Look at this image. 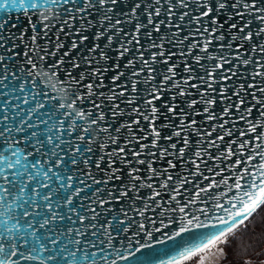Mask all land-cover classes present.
<instances>
[{
  "label": "snow or ice",
  "instance_id": "1",
  "mask_svg": "<svg viewBox=\"0 0 264 264\" xmlns=\"http://www.w3.org/2000/svg\"><path fill=\"white\" fill-rule=\"evenodd\" d=\"M0 98V264H247L264 0H0Z\"/></svg>",
  "mask_w": 264,
  "mask_h": 264
},
{
  "label": "water",
  "instance_id": "2",
  "mask_svg": "<svg viewBox=\"0 0 264 264\" xmlns=\"http://www.w3.org/2000/svg\"><path fill=\"white\" fill-rule=\"evenodd\" d=\"M12 18L15 21L16 17L18 14L16 13H12ZM22 18V17H21ZM3 99L4 98H0V104L3 103ZM11 103V101H10ZM35 101L30 102L29 106H34ZM50 108V105H45V109H41L40 111H46L47 109ZM9 111H11V109H9ZM4 115L3 111L0 110V116ZM35 115V114H34ZM31 122V120L29 121ZM3 122H0V130L3 129ZM241 127H243V124L240 125ZM40 127H43V125H41ZM17 138H19L20 135L22 134H16ZM28 150H31V148H29ZM35 158V154L34 157L32 158L34 160ZM207 174V173H205ZM219 179V178H217ZM208 182H204L201 187H206ZM189 188H191V186H189ZM228 192V188L224 187L223 185H221L220 188L217 189H213L211 196H209V194H204V196L206 197L205 199L200 200L197 204L193 205L191 210L192 211H197V209L201 208V207H205L206 205L211 206L213 203L215 202H224L226 201L229 197L228 196H224L223 199L221 200L220 197L222 195V193H227ZM193 196H195V193H192ZM213 197H215L216 199H213ZM165 199H167V196L164 197ZM187 199V196L183 197L182 200ZM223 213H220L218 211H214L213 215H222ZM148 215L151 216H155L154 213L149 212ZM177 219L179 220V217L181 214L177 213ZM158 218V217H157ZM156 226H159L158 224ZM179 226V225H176ZM38 231L42 232L43 230H39ZM131 234V232L129 233V235ZM54 238V237H53ZM143 242V240L141 241ZM178 243V241L173 242V243H168L165 245H161V246H155L151 249H144L141 251V253H138L136 258L130 259L129 261H118L117 264H136L137 261H149L152 260L153 258L157 257L158 255H160V257H157V259H166L167 257L162 256L165 252H168V255H174L175 254V249H173L175 247V244ZM59 245V242L57 244V247ZM179 246H183L182 244ZM102 247V245L100 246ZM89 252H91V250H89ZM51 253H45V255H50ZM79 255V253H78ZM97 255H101L100 253H97ZM89 258L91 259V256H89ZM111 258V257H110ZM27 264H38V262H27ZM48 264H61L59 258L57 260L54 261H49Z\"/></svg>",
  "mask_w": 264,
  "mask_h": 264
},
{
  "label": "trees",
  "instance_id": "3",
  "mask_svg": "<svg viewBox=\"0 0 264 264\" xmlns=\"http://www.w3.org/2000/svg\"><path fill=\"white\" fill-rule=\"evenodd\" d=\"M254 216L255 215H253L251 219ZM258 217L259 218L256 220V222L255 220L251 222L252 224L255 222L252 225V228L250 227L249 230H247V232L244 234V240H246L249 249V254L243 256V259L245 261H247V257H253L257 259L258 257H260L261 253L264 252V210ZM249 242L251 243L249 244ZM231 253L232 261L234 262V264H239V260L237 259V257L240 256V253L236 249H234Z\"/></svg>",
  "mask_w": 264,
  "mask_h": 264
},
{
  "label": "rangeland",
  "instance_id": "4",
  "mask_svg": "<svg viewBox=\"0 0 264 264\" xmlns=\"http://www.w3.org/2000/svg\"><path fill=\"white\" fill-rule=\"evenodd\" d=\"M264 210V206H261L258 210V212L255 214V216L248 221V230L252 225L256 222V220L259 218L258 216L262 213V211ZM255 220V222L252 224L251 222ZM246 232H239L238 235L240 236H245ZM245 239V237H244ZM245 242V246L248 247L246 240H244ZM235 249V246H233L232 248L229 249H225L226 251H228V259L224 260L221 257L217 256V255H213V254H201V255H205V264H234V262L232 261V251ZM263 257V258H262ZM247 263L249 264H264V255H260V257H258L257 259L253 258V257H247ZM182 264H198V260L197 259H190L188 261H183Z\"/></svg>",
  "mask_w": 264,
  "mask_h": 264
}]
</instances>
